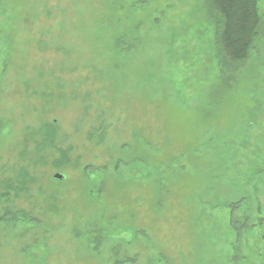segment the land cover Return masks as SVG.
Wrapping results in <instances>:
<instances>
[{
    "label": "rangeland",
    "instance_id": "obj_1",
    "mask_svg": "<svg viewBox=\"0 0 264 264\" xmlns=\"http://www.w3.org/2000/svg\"><path fill=\"white\" fill-rule=\"evenodd\" d=\"M257 7L222 76L208 0H0V264H264Z\"/></svg>",
    "mask_w": 264,
    "mask_h": 264
},
{
    "label": "trees",
    "instance_id": "obj_2",
    "mask_svg": "<svg viewBox=\"0 0 264 264\" xmlns=\"http://www.w3.org/2000/svg\"><path fill=\"white\" fill-rule=\"evenodd\" d=\"M208 4L218 17L215 43L224 76L228 70L236 72L249 58L256 39L263 34L261 18L257 0H208ZM44 133L45 141L52 140L55 130L46 126Z\"/></svg>",
    "mask_w": 264,
    "mask_h": 264
},
{
    "label": "water",
    "instance_id": "obj_3",
    "mask_svg": "<svg viewBox=\"0 0 264 264\" xmlns=\"http://www.w3.org/2000/svg\"><path fill=\"white\" fill-rule=\"evenodd\" d=\"M53 178H54L55 180H60V179L62 178V176L59 175V174H56Z\"/></svg>",
    "mask_w": 264,
    "mask_h": 264
}]
</instances>
